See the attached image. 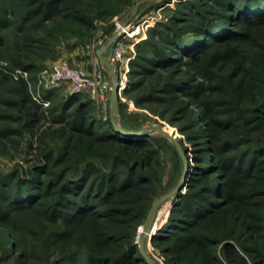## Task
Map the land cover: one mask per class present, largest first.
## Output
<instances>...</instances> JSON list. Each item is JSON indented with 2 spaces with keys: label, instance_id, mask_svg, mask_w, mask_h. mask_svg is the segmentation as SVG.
Instances as JSON below:
<instances>
[{
  "label": "trees",
  "instance_id": "1",
  "mask_svg": "<svg viewBox=\"0 0 264 264\" xmlns=\"http://www.w3.org/2000/svg\"><path fill=\"white\" fill-rule=\"evenodd\" d=\"M135 1L0 0V50L12 29L10 68L39 71L63 38L87 43L97 21ZM162 6L171 14L137 44L126 89L162 128L131 124L121 99L120 114L107 119L84 94L69 95L60 110L50 106L59 126L39 137L44 162L0 171V264H149L138 235L163 190L169 134L188 159L186 185L165 202L168 215L148 242L166 264H264V0ZM0 92L1 143L41 128L45 108L25 80L0 68ZM22 119L23 127L7 124ZM116 122L145 131L125 135ZM172 152L179 178L184 161L176 144Z\"/></svg>",
  "mask_w": 264,
  "mask_h": 264
},
{
  "label": "rangeland",
  "instance_id": "2",
  "mask_svg": "<svg viewBox=\"0 0 264 264\" xmlns=\"http://www.w3.org/2000/svg\"><path fill=\"white\" fill-rule=\"evenodd\" d=\"M139 0L135 1V4L132 6H127L118 15H115L107 20H99L96 22V28L93 31V35L90 37V39L87 41V43H81L80 40L77 37L73 38H63V44L58 45L57 51L53 56H47L43 60H39L40 70L39 71H30V77L27 78H16L12 73L11 62L9 59L6 58L5 52L6 50H10L9 53L13 52L16 47V41H17V35L12 29H8L5 32L6 39L8 40L7 48H3L0 50V68L8 72L9 75L13 78V82L25 80L28 84L29 91L33 95V93L37 92V90H40L42 87L41 82L44 81V71L48 68H51L55 62L59 60H67L70 62L73 66H85L90 67L92 64L93 59V51H95V60L99 62L97 57V50L101 48L107 40L120 28V25L122 21L124 20L125 16L136 6V3ZM163 0L160 1H150L146 4H144L141 9L139 15H137L135 18L131 20V22L126 26V28L129 29V35L132 33L134 29L140 30L141 32L139 35H130L134 36L129 39L128 42V52H134L136 55L137 52V44L141 42L143 39L147 38L149 33V28L151 24H154L156 20H167V17L169 14H171V10L165 9V6L158 7V4L160 2L162 3ZM171 3H175L177 0H170ZM114 25L115 28L110 29L111 25ZM140 24L139 27H136V25ZM133 29V30H132ZM137 35V36H136ZM82 41V40H81ZM66 43H69L67 45ZM113 46L106 51V55L110 56L112 53ZM7 53V54H9ZM100 63V62H99ZM22 68V67H16ZM102 68L104 72L110 77L108 69L102 65ZM130 73V70H129ZM40 74V76H38ZM47 73H45L46 75ZM129 77V75H128ZM130 80V77H129ZM128 88V87H127ZM126 88V89H127ZM123 90L121 101L124 103V111L127 113L129 117V121L131 124L138 125L142 128H149L154 130L155 132H158L156 128H162L160 126V123L156 120L157 116L153 113L151 109H143L136 107L134 100L129 98V96L126 94L127 90ZM42 90V89H41ZM3 93V92H0ZM5 93V92H4ZM7 97H13L14 94L7 93ZM85 96L89 97L88 95L84 94ZM69 96L67 93L66 87L59 88L53 91V95L48 98L50 100V104L48 107H44L45 111L43 114V117L46 119H42L38 124H42L41 128L38 130H31L29 131L27 128L23 129V132L20 135H13V138L17 141L11 142V141H4L3 143L0 142V171L4 173H8L11 170L15 168H19L20 170H26L31 166L42 164L44 161L40 158L39 150V137L42 134V130H45L44 127L49 126V124L53 125L54 127L59 126L58 123L55 124V122H52V113L49 110L50 106H54L57 108V110H60V105L66 98ZM16 97V96H15ZM13 97V98H15ZM73 107L71 108H74ZM95 112L99 118L107 119L109 115H111V97L109 99L108 103V113L105 115V113L99 108L98 105L95 104ZM161 108V107H160ZM8 112H11L14 116L19 115V110L17 108H5ZM160 110V109H159ZM169 115H167L168 119ZM26 119L18 120V121H8L7 124H10L11 126L16 127H23L24 122ZM170 127L171 131H174V127L170 126L169 124H166ZM164 125V126H166ZM176 136L183 137L178 133L176 130ZM48 141H51V143L59 142L56 138L54 139L52 136H48ZM171 145L168 146L166 149H164L163 154V160H164V172L161 176V186H162V193L171 190L174 188L180 179L178 178V161L176 156L172 152V148L174 149V142L172 140ZM172 147V148H171ZM168 205L169 203H164L161 205L157 220H156V227L155 231L159 226L162 225V223L165 221L167 215H168ZM147 248L149 253L159 261L160 264H166L161 252L159 249L154 248L151 245V242L147 243ZM1 248H0V256H1ZM1 264H6V262H2Z\"/></svg>",
  "mask_w": 264,
  "mask_h": 264
},
{
  "label": "built area",
  "instance_id": "3",
  "mask_svg": "<svg viewBox=\"0 0 264 264\" xmlns=\"http://www.w3.org/2000/svg\"><path fill=\"white\" fill-rule=\"evenodd\" d=\"M140 24L136 25L139 27ZM141 32V28L139 30ZM139 32V34H140ZM137 34V35H139ZM136 35V36H137ZM134 36L129 35V29L124 27L122 36L113 45L112 53L107 56L110 62L115 66L120 79V95L122 98L123 90L128 87L130 61L135 56L134 52H128L129 39ZM90 67L73 66L67 60H59L51 68L44 71V81L41 82V89L33 93L34 99L40 103L43 108L48 107L50 100L45 96L46 92L66 87L69 95L86 94L96 105L107 115L108 103L111 97L112 81L104 72L102 65L95 58ZM16 78H29L30 72L25 68L12 70ZM45 73H47L45 75ZM40 76V74L38 75Z\"/></svg>",
  "mask_w": 264,
  "mask_h": 264
},
{
  "label": "water",
  "instance_id": "4",
  "mask_svg": "<svg viewBox=\"0 0 264 264\" xmlns=\"http://www.w3.org/2000/svg\"><path fill=\"white\" fill-rule=\"evenodd\" d=\"M154 0H139L136 3V6L125 16L124 20L122 21L120 28L107 40V42L97 50V57L101 65L105 66L108 71L112 81V91H111V117L115 118L120 114V79L117 73L115 66L110 62L106 55V51L110 49L115 42L122 36L123 28L126 27L133 18H135L140 13L141 7L149 2ZM160 1V0H157ZM116 127L123 132L125 135H139L145 130H140L136 132H131L123 128L119 123L116 122ZM167 132V131H166ZM168 133V132H167ZM169 134V133H168ZM172 140L175 142L177 149L183 158L184 161V172L181 175L180 179L178 180L176 186L169 191L162 193L161 195L157 196L153 202V205L149 211V214L141 226L138 235V242L140 244V249L144 257L146 258L149 264H160L148 251L147 242L151 240L155 234V227H156V220L158 216L159 209L162 204H164L167 200L171 199L172 197L179 194L181 190L186 185V178L188 174V159L184 150L181 147V144L176 139L175 136L169 134Z\"/></svg>",
  "mask_w": 264,
  "mask_h": 264
},
{
  "label": "bare ground",
  "instance_id": "5",
  "mask_svg": "<svg viewBox=\"0 0 264 264\" xmlns=\"http://www.w3.org/2000/svg\"><path fill=\"white\" fill-rule=\"evenodd\" d=\"M133 30V29H132ZM139 33V28L138 29H134L132 31V33H130V35H135V34H138Z\"/></svg>",
  "mask_w": 264,
  "mask_h": 264
}]
</instances>
